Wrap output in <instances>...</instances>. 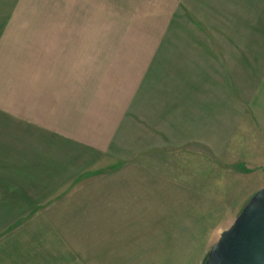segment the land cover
<instances>
[{
	"label": "rangeland",
	"instance_id": "obj_1",
	"mask_svg": "<svg viewBox=\"0 0 264 264\" xmlns=\"http://www.w3.org/2000/svg\"><path fill=\"white\" fill-rule=\"evenodd\" d=\"M44 129L88 168L132 161L245 204L264 186V0H0V167ZM4 188L0 235L62 237L51 264H202L231 225L105 200L33 225L45 208Z\"/></svg>",
	"mask_w": 264,
	"mask_h": 264
},
{
	"label": "crops",
	"instance_id": "obj_2",
	"mask_svg": "<svg viewBox=\"0 0 264 264\" xmlns=\"http://www.w3.org/2000/svg\"><path fill=\"white\" fill-rule=\"evenodd\" d=\"M33 133L26 131L25 143L7 157L5 165L9 167H0L3 175L7 174L4 179L0 177V185L5 187L11 201L27 208H45L32 212L27 224L52 223L54 216L66 215L65 208H76L94 200H105L112 207L115 202L120 208L155 209L158 215L163 207L181 208L190 219H194V209L221 208L218 216L230 224L237 216L234 217V209L241 210L244 204L242 196L237 202L233 198L211 199L203 190L194 191L195 188L182 181L132 161L105 170L88 168L83 165L79 143L52 141V135L45 129L42 134ZM16 224L13 232L0 235V264H51V260L52 263L58 260L54 253L62 245L56 241L62 237L54 235V243L50 245L48 235H20L22 228ZM224 226L215 232L220 235ZM42 242H47L46 247L40 248ZM50 254L53 257H48Z\"/></svg>",
	"mask_w": 264,
	"mask_h": 264
},
{
	"label": "water",
	"instance_id": "obj_3",
	"mask_svg": "<svg viewBox=\"0 0 264 264\" xmlns=\"http://www.w3.org/2000/svg\"><path fill=\"white\" fill-rule=\"evenodd\" d=\"M202 264H264V186L220 233Z\"/></svg>",
	"mask_w": 264,
	"mask_h": 264
}]
</instances>
